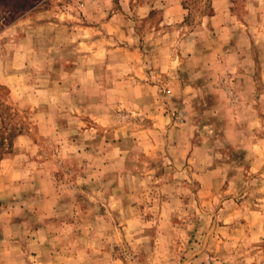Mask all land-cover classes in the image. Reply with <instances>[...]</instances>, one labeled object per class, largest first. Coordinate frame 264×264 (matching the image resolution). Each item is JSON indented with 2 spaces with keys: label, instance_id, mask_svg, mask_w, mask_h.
Segmentation results:
<instances>
[{
  "label": "rangeland",
  "instance_id": "rangeland-1",
  "mask_svg": "<svg viewBox=\"0 0 264 264\" xmlns=\"http://www.w3.org/2000/svg\"><path fill=\"white\" fill-rule=\"evenodd\" d=\"M0 151V264H264V0H0Z\"/></svg>",
  "mask_w": 264,
  "mask_h": 264
},
{
  "label": "trees",
  "instance_id": "trees-1",
  "mask_svg": "<svg viewBox=\"0 0 264 264\" xmlns=\"http://www.w3.org/2000/svg\"><path fill=\"white\" fill-rule=\"evenodd\" d=\"M3 154H4V153H2V152L0 151V162H1L2 158H3Z\"/></svg>",
  "mask_w": 264,
  "mask_h": 264
},
{
  "label": "crops",
  "instance_id": "crops-1",
  "mask_svg": "<svg viewBox=\"0 0 264 264\" xmlns=\"http://www.w3.org/2000/svg\"><path fill=\"white\" fill-rule=\"evenodd\" d=\"M214 1H216V0H214ZM225 1H228V0H225ZM261 2V1H260ZM214 7H215V5H214ZM216 8V7H215Z\"/></svg>",
  "mask_w": 264,
  "mask_h": 264
}]
</instances>
